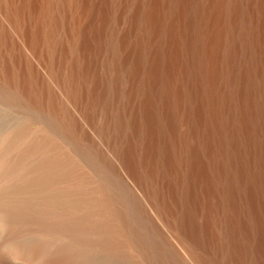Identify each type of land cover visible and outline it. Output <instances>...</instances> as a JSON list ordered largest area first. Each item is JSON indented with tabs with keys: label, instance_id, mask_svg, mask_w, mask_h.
<instances>
[{
	"label": "bare ground",
	"instance_id": "obj_1",
	"mask_svg": "<svg viewBox=\"0 0 264 264\" xmlns=\"http://www.w3.org/2000/svg\"><path fill=\"white\" fill-rule=\"evenodd\" d=\"M0 103V264H264V0H0Z\"/></svg>",
	"mask_w": 264,
	"mask_h": 264
},
{
	"label": "rangeland",
	"instance_id": "obj_2",
	"mask_svg": "<svg viewBox=\"0 0 264 264\" xmlns=\"http://www.w3.org/2000/svg\"><path fill=\"white\" fill-rule=\"evenodd\" d=\"M4 108V109H3ZM2 109V110H1ZM8 111H7V110ZM0 139H2V138H4V137H6V136H8L9 135V138H11L12 136H11V134H16L17 135V132L22 128V127H26L25 125L26 124H28L26 121H28V119H27V117H29V116H27L26 115V113H23L22 111H20L18 108H16V107H5L4 105H2L1 103H0ZM10 112V113H9ZM4 114V115H3ZM13 115V116H12ZM5 116H7L6 118H5ZM27 116V117H26ZM11 117V118H10ZM4 118V119H3ZM15 118V119H14ZM8 119L10 120V121H12V122H10V121H8ZM24 119V120H23ZM19 120V121H18ZM6 123H5V122ZM25 121V122H24ZM4 122V123H3ZM7 122H8V124H7ZM16 124H15V123ZM29 122V121H28ZM26 123V124H25ZM3 124V125H2ZM4 124H5V128L6 129H4V130H6L7 132H8V135H7V133H6V131H4L3 130V126H4ZM10 124V125H9ZM14 124V126H12ZM23 124H25V125H23ZM21 126V127H20ZM3 127V128H2ZM20 127V128H19ZM11 129V130H10ZM19 129V130H18ZM3 132H2V131ZM3 133L5 134V136L3 135ZM30 137L32 136L31 134L29 135ZM34 136V135H33ZM16 137V136H15ZM14 136L12 137V138H15ZM15 140H16V138H15ZM35 237V238H34ZM29 236V237H27V238H25L24 239V243L25 244H31V243H34V242H36L37 241V237L36 236ZM92 263H96V264H98V260H93V262ZM12 264H20V263H16L15 261H13L12 262Z\"/></svg>",
	"mask_w": 264,
	"mask_h": 264
}]
</instances>
